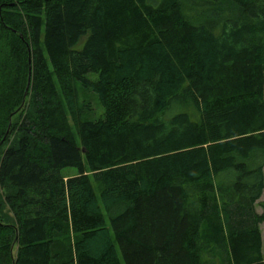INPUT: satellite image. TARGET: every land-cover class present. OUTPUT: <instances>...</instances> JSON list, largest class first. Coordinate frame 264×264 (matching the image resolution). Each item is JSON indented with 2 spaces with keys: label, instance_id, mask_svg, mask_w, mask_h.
I'll return each instance as SVG.
<instances>
[{
  "label": "trees",
  "instance_id": "obj_1",
  "mask_svg": "<svg viewBox=\"0 0 264 264\" xmlns=\"http://www.w3.org/2000/svg\"><path fill=\"white\" fill-rule=\"evenodd\" d=\"M263 191L264 0H0V264H264Z\"/></svg>",
  "mask_w": 264,
  "mask_h": 264
},
{
  "label": "rangeland",
  "instance_id": "obj_2",
  "mask_svg": "<svg viewBox=\"0 0 264 264\" xmlns=\"http://www.w3.org/2000/svg\"><path fill=\"white\" fill-rule=\"evenodd\" d=\"M91 78H94V76H91ZM86 106H88V108H86ZM77 109H81L82 111H85L84 112V114L86 113L85 116L90 120L96 118L97 115L101 113V109L97 105L96 98L92 96L89 92H84L82 90L78 91ZM87 109H89L90 111H88ZM63 174L68 176H74L76 174V170L65 169L63 171ZM259 201L264 202V191ZM256 210L258 213H261L262 211L261 208L258 206L256 207ZM260 231L262 238V253L264 257V224L260 225ZM13 254H15V248L13 249Z\"/></svg>",
  "mask_w": 264,
  "mask_h": 264
}]
</instances>
